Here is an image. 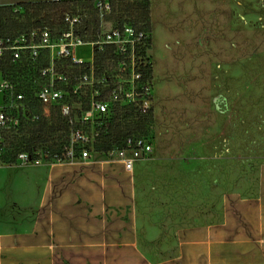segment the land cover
I'll return each instance as SVG.
<instances>
[{
	"label": "rangeland",
	"instance_id": "374dc122",
	"mask_svg": "<svg viewBox=\"0 0 264 264\" xmlns=\"http://www.w3.org/2000/svg\"><path fill=\"white\" fill-rule=\"evenodd\" d=\"M50 1L0 0V7ZM149 1L154 116L143 127L138 118L129 121L132 136L151 141L152 158L161 161L150 166V180L141 185L142 216L210 222L223 192L254 191L264 164V0ZM140 2L122 5L131 16L126 22L136 20ZM78 11L86 17L94 9L87 4ZM113 26L100 21V37ZM88 50L82 48V55ZM81 98L90 100L85 89ZM61 114L51 109V129L29 135V145H19L24 135L16 136L10 152L55 155L71 146V126ZM82 114L73 112L72 121ZM185 189L191 197L180 196Z\"/></svg>",
	"mask_w": 264,
	"mask_h": 264
},
{
	"label": "crops",
	"instance_id": "0c3cea01",
	"mask_svg": "<svg viewBox=\"0 0 264 264\" xmlns=\"http://www.w3.org/2000/svg\"><path fill=\"white\" fill-rule=\"evenodd\" d=\"M73 55L92 63L94 47ZM152 157L133 172L97 153L0 165V264H264V164L249 195L223 192L212 221L188 223L143 218Z\"/></svg>",
	"mask_w": 264,
	"mask_h": 264
},
{
	"label": "trees",
	"instance_id": "16d2710c",
	"mask_svg": "<svg viewBox=\"0 0 264 264\" xmlns=\"http://www.w3.org/2000/svg\"><path fill=\"white\" fill-rule=\"evenodd\" d=\"M108 2L110 3L111 12L105 15L103 19L99 10L95 7V0H63L59 2L51 0L50 2L35 4L20 3L15 6H3L0 7V37L5 42H13L23 36L30 37L33 33L47 30L52 38L57 40L73 26L77 37L85 43L93 44L100 42L102 37H100V21L101 24L107 21L114 23V29L130 26L133 28L137 38L136 53L139 56H144L147 61L146 66H141L140 68L143 79L152 82L154 79L153 64L151 62L152 59L148 57V52L153 48L151 2L149 0H141L137 4L136 20L130 22H126V19H130L131 16L126 13L122 6L126 0H108ZM87 4L94 9V12L85 17L84 12H79L78 9L80 7L84 9ZM55 31L56 33H54ZM122 57L118 56L115 46L104 45L94 48L92 63L73 65L71 60L57 62L56 70L72 77L73 82L69 86L58 85L60 89L68 94L64 97L62 103L50 106L49 112L56 107L61 114V107L64 103H68L71 106L73 104L79 105V108L72 106L71 118L64 117L61 114L66 121V125L70 124L71 134L75 129L86 127L81 119L78 122L72 121L73 112H82V115H84L89 111V98L86 100L87 103L81 98V93L84 89L79 94H74L77 80L81 75L89 72L91 66L94 68L96 76L106 75L111 78L112 74L117 71ZM48 65L49 58L46 52L41 53V56L35 60L29 59L26 55L16 60L11 52H7L0 60L2 78L14 85L16 95L22 94L25 96L24 104L27 108L26 112H18L20 116L18 127L7 128L0 132L4 143V150L0 153V165L17 163V156L21 152H10V149L14 146L13 142L15 143L16 136L24 135L19 140V145L24 146L30 144L27 141L29 135L51 129L48 114H45L43 106L35 96L38 89L48 82V79L42 78L40 75L41 69ZM87 95L89 96L88 93ZM113 111L110 117L96 118L97 139L94 152L97 154L106 155L116 149H124L129 139L141 138L132 136L131 130L133 126H131L132 123L129 119L138 118L141 122L140 126L143 127L152 122L154 116V110L143 114L132 105H117ZM13 114L14 112H12ZM88 127L90 125L87 126V129H89ZM16 147L18 148V146ZM69 149L70 146L67 145L61 153L53 155L50 152H45L44 154L48 155V158L57 156L63 162H66L70 160L68 157Z\"/></svg>",
	"mask_w": 264,
	"mask_h": 264
},
{
	"label": "built area",
	"instance_id": "2783aa9c",
	"mask_svg": "<svg viewBox=\"0 0 264 264\" xmlns=\"http://www.w3.org/2000/svg\"><path fill=\"white\" fill-rule=\"evenodd\" d=\"M56 2L63 0H53ZM95 7L99 10L101 18L111 12L108 0H95ZM89 44L83 42L74 33L73 26L66 31L60 39L54 40L49 31L33 33L30 37H21L13 42L0 37V60L7 52H11L16 60L23 55L35 60L41 53H48L49 65L40 71L42 78L48 82L42 85L35 96L43 106L47 115L52 105L62 103L68 94L59 88V84L69 86L73 79L70 76L59 73L56 64L61 60H71L73 65H81L85 62L74 58V50L82 45ZM113 45L117 49L118 56H123L119 62L117 71L112 77L95 75L94 68L91 66L89 72L81 75L74 87V94H79L85 89L90 96L89 111L82 115V123L85 128L75 129L71 134V146L68 152L70 160L91 158L94 152L97 139V117H110L117 105H132L143 114L154 110V79L147 81L143 79L140 71L141 66H146L147 61L144 56L136 53L137 38L132 27L125 26L122 29H111L104 33L100 42L93 43L92 46ZM150 52L148 57L150 59ZM0 94L2 95V106L0 107V132L11 127H18L20 116L18 112H26L24 104L25 96L16 95L14 85L3 79L0 84ZM73 107L64 103L61 112L64 117L71 118ZM12 112L14 114L12 115ZM89 129H87V126ZM3 139L0 135V153L4 150ZM154 152L151 141L137 138L129 139L124 149H116L106 155L112 162L123 163L126 170L133 172L137 163L149 160ZM78 155V157H77ZM17 162L22 165H40L43 162L61 163L59 157L48 158L42 154L32 156L29 153H20Z\"/></svg>",
	"mask_w": 264,
	"mask_h": 264
}]
</instances>
